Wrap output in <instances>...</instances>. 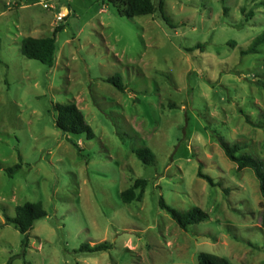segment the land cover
I'll use <instances>...</instances> for the list:
<instances>
[{"label": "rangeland", "instance_id": "rangeland-1", "mask_svg": "<svg viewBox=\"0 0 264 264\" xmlns=\"http://www.w3.org/2000/svg\"><path fill=\"white\" fill-rule=\"evenodd\" d=\"M51 3L0 0V264H197L199 252L264 264L257 178L218 144L264 162V42L241 53L264 30V0H164V18L126 17L105 0ZM57 26L53 66L21 54L23 37ZM70 102L92 139L57 128L54 105ZM137 178L141 199L122 202ZM161 196L207 218L181 229ZM37 201L46 216L23 247L4 215ZM102 242L108 250H78Z\"/></svg>", "mask_w": 264, "mask_h": 264}, {"label": "trees", "instance_id": "trees-1", "mask_svg": "<svg viewBox=\"0 0 264 264\" xmlns=\"http://www.w3.org/2000/svg\"><path fill=\"white\" fill-rule=\"evenodd\" d=\"M37 1V0H30ZM117 6L119 12L126 17L143 16L154 13L159 10L161 16L163 15L164 0H157L155 5L153 0H105ZM63 27L57 26L53 30V34L47 37H33L26 36L20 41V52L27 58L38 60L39 62L53 66L55 62L56 53V38L55 34ZM264 42V30L258 34L246 49L242 50V54H253L257 52V47ZM197 45L196 47H201ZM117 90L123 92L124 86L119 75H113L106 79ZM264 89V84H262ZM56 111V126L65 134H82L86 139H92L94 132L91 126L86 122L82 111L74 102L70 103H56L54 105ZM218 144L222 149L224 155L233 163L236 164L238 170L250 168L258 181L260 195L264 198V162L257 159L250 154L237 152L241 146L237 142L228 143L218 139ZM78 148V145H75ZM136 158L143 165H151L154 161V154L150 149L138 147L134 150ZM20 168L19 164L5 168L8 176L12 177L14 172ZM197 176L206 180L211 186L214 185L210 176L201 173L200 166H198ZM147 181L145 179L137 178L132 185L120 193V199L124 203H129L132 200H140L143 194L144 187ZM158 206L165 211L173 221L181 228L185 229L188 225L196 224L204 221L207 218V213L200 207L194 206L185 211H180L165 202L161 196L158 200ZM46 216L40 201L24 202L23 204L15 206L14 216L4 215L5 224H11L21 235V245L26 247L28 244V231L33 228L34 222ZM260 227L264 231V206L260 213ZM109 249V244L106 242L89 245H81L79 251L84 252H98ZM5 264H12V257ZM197 264H234L229 259L207 252H199L197 254Z\"/></svg>", "mask_w": 264, "mask_h": 264}, {"label": "built area", "instance_id": "built-area-1", "mask_svg": "<svg viewBox=\"0 0 264 264\" xmlns=\"http://www.w3.org/2000/svg\"><path fill=\"white\" fill-rule=\"evenodd\" d=\"M41 3H44L48 8L53 7L54 5L51 3V0H40ZM66 16V12H58L56 15V19L62 20Z\"/></svg>", "mask_w": 264, "mask_h": 264}]
</instances>
